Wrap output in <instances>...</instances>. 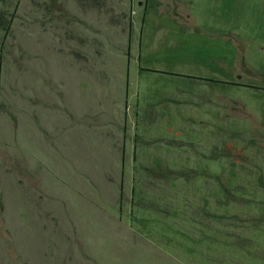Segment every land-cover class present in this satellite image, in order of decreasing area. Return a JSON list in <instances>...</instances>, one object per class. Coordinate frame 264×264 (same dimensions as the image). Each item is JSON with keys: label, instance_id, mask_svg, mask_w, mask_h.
Masks as SVG:
<instances>
[{"label": "rangeland", "instance_id": "rangeland-1", "mask_svg": "<svg viewBox=\"0 0 264 264\" xmlns=\"http://www.w3.org/2000/svg\"><path fill=\"white\" fill-rule=\"evenodd\" d=\"M0 264H264V0H0Z\"/></svg>", "mask_w": 264, "mask_h": 264}]
</instances>
